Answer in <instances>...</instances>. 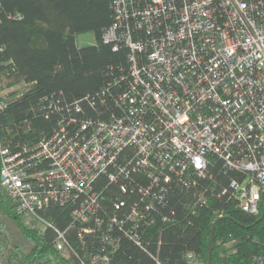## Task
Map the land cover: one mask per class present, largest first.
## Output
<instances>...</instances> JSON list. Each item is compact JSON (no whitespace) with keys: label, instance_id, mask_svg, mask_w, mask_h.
<instances>
[{"label":"built area","instance_id":"1","mask_svg":"<svg viewBox=\"0 0 264 264\" xmlns=\"http://www.w3.org/2000/svg\"><path fill=\"white\" fill-rule=\"evenodd\" d=\"M113 4L105 40H123L131 51L122 113L89 121L75 136L61 127L22 153L0 147L1 186L20 214L55 231L57 251L78 264H111L108 248L122 238L140 244L138 230L161 214L167 187L191 190L214 159L241 175L228 190L239 209L258 216L264 206V0ZM6 104L0 96V111ZM130 187L139 200L113 198L108 212L109 189ZM68 204L78 242L40 214ZM255 262L264 264V255ZM188 264L200 263L190 253Z\"/></svg>","mask_w":264,"mask_h":264},{"label":"trees","instance_id":"2","mask_svg":"<svg viewBox=\"0 0 264 264\" xmlns=\"http://www.w3.org/2000/svg\"><path fill=\"white\" fill-rule=\"evenodd\" d=\"M113 1L0 0V96L7 102L0 111V147L22 153L61 127L75 136L89 121L122 113L119 97L133 84L131 51L123 40H105L115 23ZM88 34L93 43L79 44ZM133 178L147 184L140 175ZM240 178L214 159L191 190L168 186L161 214H150L138 230L140 244L122 238L108 248L111 264H188L190 253L200 264H256L264 255V206L258 216L236 206L228 190ZM111 189L105 200L110 213L113 198L139 200L131 187L126 194ZM202 195L206 202L198 203ZM72 211L71 204L49 205L40 214L78 242L81 228H73ZM5 218L33 241L30 250L10 238ZM37 225L19 213L0 183V264H78L57 251L53 229Z\"/></svg>","mask_w":264,"mask_h":264},{"label":"rangeland","instance_id":"3","mask_svg":"<svg viewBox=\"0 0 264 264\" xmlns=\"http://www.w3.org/2000/svg\"><path fill=\"white\" fill-rule=\"evenodd\" d=\"M78 43L79 44H92L93 43V37L92 35H82L78 37ZM26 220L29 221V219L26 217ZM5 226L7 227V231L10 235V238L16 242L22 245L26 250H30L33 247V241L30 239L25 238L20 230L17 228V226L8 218L4 219ZM38 227H41L37 225Z\"/></svg>","mask_w":264,"mask_h":264}]
</instances>
